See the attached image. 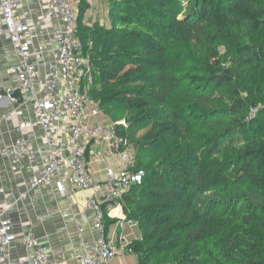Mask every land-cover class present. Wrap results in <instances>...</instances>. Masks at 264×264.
Here are the masks:
<instances>
[{
    "label": "trees",
    "instance_id": "obj_1",
    "mask_svg": "<svg viewBox=\"0 0 264 264\" xmlns=\"http://www.w3.org/2000/svg\"><path fill=\"white\" fill-rule=\"evenodd\" d=\"M86 5L79 8L77 35L94 69L89 98L105 105L114 123L126 120L127 128L115 131L123 140L138 138L139 154H157L153 168L136 167L145 172L143 182L122 198L127 218L142 231L130 244L140 264H222L209 253L211 211H200L198 199L243 188L259 196L240 208L245 231L230 248L243 264H264V109L250 121L257 104L236 78L241 51L220 53L239 37L248 63L264 64V8L248 0H203L197 19L180 21L174 11V22L160 32L151 17L162 8L159 0L114 1L109 29L82 27ZM257 134L256 145L221 158L222 140ZM237 194L208 198L233 207L247 197Z\"/></svg>",
    "mask_w": 264,
    "mask_h": 264
},
{
    "label": "built area",
    "instance_id": "obj_2",
    "mask_svg": "<svg viewBox=\"0 0 264 264\" xmlns=\"http://www.w3.org/2000/svg\"><path fill=\"white\" fill-rule=\"evenodd\" d=\"M26 1L0 0V38L12 43L17 59V64L9 67L16 86L7 90L6 96L10 98L17 92L19 101L31 103L33 113L32 119L18 124L17 132L22 137L11 143L6 154L15 173L34 172L38 156L45 154L43 170L32 180L33 188L55 186L58 194L65 197L66 183L69 182L75 190L90 193L85 208L94 214V228L103 237L92 248L83 242L84 251L76 253L74 259L80 264H111L121 251L114 241L104 237L106 210H117L124 194L141 185L145 172L136 170L134 157L128 150V140L117 135L116 123L106 127L98 122L91 125L101 116V111L89 98L94 69L90 55L83 51L77 35V23L79 6L82 2L94 0H48L49 16L62 23V27L51 35L56 52V59L52 62L44 61L42 52L36 48L39 37L36 28L22 14ZM43 69L47 72L41 79ZM3 98L5 95L0 89V99ZM252 113H258L257 107L252 108L250 121ZM12 119L11 115L7 117L8 121ZM117 125L127 128L126 120L117 122ZM36 128L43 131V151L35 149L23 137ZM92 141L109 142L122 163L118 170L107 169L104 182L92 177L87 148ZM19 198L21 202L35 201L27 194ZM9 210L8 205H0V264H11L9 251L15 235L7 218ZM121 240L125 243L124 238ZM24 245L31 250L29 264H49L48 248L39 243L33 230L25 233Z\"/></svg>",
    "mask_w": 264,
    "mask_h": 264
},
{
    "label": "crops",
    "instance_id": "obj_3",
    "mask_svg": "<svg viewBox=\"0 0 264 264\" xmlns=\"http://www.w3.org/2000/svg\"><path fill=\"white\" fill-rule=\"evenodd\" d=\"M24 4L22 14L36 28V34L39 36L36 48L42 52L41 58L46 62L54 61L56 52L51 35L62 27L61 21L49 16L48 0H27ZM16 64L12 43L0 38V89L5 95V98L0 99V189H3V192H0V205L10 207L7 218L15 235L9 251V262L29 264L31 250L24 245V236L31 229L39 243L48 248L49 264H80L74 259V255L84 251L82 243L92 248L103 237L94 228V214L85 208L90 193L75 190L69 182L66 183L65 197L58 194L55 186L33 188L32 180L40 176L45 154L38 156L34 172L21 173L12 171L11 159L6 154L11 143L22 137L17 132L18 124L33 118L30 102L24 104L17 98L14 100L13 96L10 98L6 96L7 90L16 86L15 77L9 73V67ZM46 72L45 69L41 71V79ZM10 115L13 119L8 121L7 117ZM102 117L100 116L96 122L93 120L91 125L94 126L97 122L104 127L110 125V122L112 124L110 117L103 119L106 122ZM23 137L35 149L44 150L42 129L30 130ZM87 148L92 177L100 182L106 181L107 169H113L109 163L110 158L116 155L110 143L92 141ZM116 156L120 169L122 163L118 154ZM23 194L34 197L35 201L29 199L21 202L19 197ZM117 208L115 211L106 210L107 217L104 223L106 228L104 237L114 241L121 251L111 264H140L130 244L134 240H141L142 231L137 223L132 221L130 224L127 221L129 219L123 209L122 199L118 202ZM123 220H126V223ZM121 238L125 239V243Z\"/></svg>",
    "mask_w": 264,
    "mask_h": 264
},
{
    "label": "rangeland",
    "instance_id": "obj_4",
    "mask_svg": "<svg viewBox=\"0 0 264 264\" xmlns=\"http://www.w3.org/2000/svg\"><path fill=\"white\" fill-rule=\"evenodd\" d=\"M114 1L117 2L118 0H95L88 2L86 5L88 9L86 10V13L82 18V27L85 29H109L113 19L111 18L110 10L111 5L114 3ZM159 1H161L162 3V8H155L151 17H154V23H157V25H162L161 29L159 30L160 32L164 27H168L169 24L174 22L173 17L170 16L174 13V11L176 14L178 13L177 16L180 21H184L185 19H197L198 11L203 3V0ZM231 1L232 0H226V3H229ZM248 2H250L251 5L257 9L264 8V0H248ZM94 17L98 19H94ZM96 20L99 22H97ZM100 21L104 22L101 23ZM175 28H170L167 33L173 34V30H175ZM226 44L227 46H220V53L222 55H226L227 53L233 51L234 48H238L241 51L239 59L240 67L236 70V78L242 86L243 95L249 98L250 100H254L257 104L256 106L258 109V113H252L253 115L251 116V121L256 120L259 117L260 111L264 109V64L260 62L248 63L249 56L247 55L243 42L240 40L239 37H233L231 40H228ZM229 66H231V64ZM185 75H191L190 77H194L189 72H186ZM90 99H92L94 105H97L100 109L101 116H103L102 120L106 119L108 116L105 114L106 106L103 105L98 99H96L95 96L93 98L91 97ZM103 121L106 122L105 120ZM114 124L115 123L113 121L112 124L110 122V125ZM116 127H118L117 123L114 125V128ZM146 132L147 131L141 132L138 137L145 134ZM259 138V134L255 135L253 139H250V137H244L243 135L229 136L227 139L222 140L220 143V156L223 160L229 161L232 155H234L237 151H239L247 144L250 146L256 145L257 141H259ZM137 139L138 138H133L129 140V148L127 147L129 153L134 157L135 166L140 168L142 167L146 170L153 168L155 162L157 161V159L156 161L154 160L157 154H139V149L136 146ZM115 154L117 155L116 152ZM116 155H113V157L110 158L109 161L111 167L114 170H117L119 166L118 157ZM231 192L236 194H242L247 197L244 201L238 204L236 203L233 207H229L230 204L227 203H222L221 205H211L210 198H208L209 196H222L223 194V196L227 198ZM231 192L216 191L213 194L206 193L205 196L198 199L199 204L197 208L203 212L211 211V216L207 219L209 227L208 237L206 239L208 243V250L211 256L222 264H243V256L231 250L230 244L231 242L236 240L237 235L241 233L244 234L245 231L243 229V226L239 224L240 219L244 215L242 213L244 209L240 208L249 206V202L247 201L248 197L254 199L256 196L259 195L256 192L248 191L245 188L233 190ZM214 212L218 213L215 217L212 216ZM236 212H240L241 217L238 218L236 216L238 213Z\"/></svg>",
    "mask_w": 264,
    "mask_h": 264
},
{
    "label": "water",
    "instance_id": "obj_5",
    "mask_svg": "<svg viewBox=\"0 0 264 264\" xmlns=\"http://www.w3.org/2000/svg\"><path fill=\"white\" fill-rule=\"evenodd\" d=\"M17 95H18L17 92H14L12 96H13V98H16Z\"/></svg>",
    "mask_w": 264,
    "mask_h": 264
}]
</instances>
